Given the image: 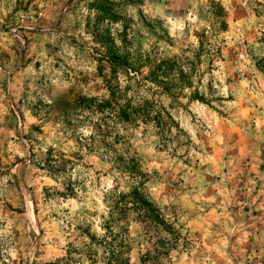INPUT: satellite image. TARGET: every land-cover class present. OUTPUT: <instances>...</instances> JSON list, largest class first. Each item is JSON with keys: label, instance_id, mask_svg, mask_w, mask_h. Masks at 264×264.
Segmentation results:
<instances>
[{"label": "rangeland", "instance_id": "1", "mask_svg": "<svg viewBox=\"0 0 264 264\" xmlns=\"http://www.w3.org/2000/svg\"><path fill=\"white\" fill-rule=\"evenodd\" d=\"M145 100L163 130L114 115ZM109 228L126 264H264V0H0V264H106Z\"/></svg>", "mask_w": 264, "mask_h": 264}, {"label": "trees", "instance_id": "2", "mask_svg": "<svg viewBox=\"0 0 264 264\" xmlns=\"http://www.w3.org/2000/svg\"><path fill=\"white\" fill-rule=\"evenodd\" d=\"M215 6V5H214ZM220 13V15H218ZM224 11L222 9L218 10V13L213 12V16L215 18H222ZM218 25H223L222 21L217 22ZM201 45V42H200ZM137 68L132 69L133 73H139L141 77V81L148 82L151 86H153L156 92L161 93L163 96L170 95L171 85L174 82L183 83L186 87L190 86V83L185 81L187 79L184 78L183 72L179 67L175 68V62L169 59H161V60H153L148 61H137ZM147 68V73L143 77L141 76L139 68ZM127 68V66L125 67ZM174 77V78H173ZM174 79H176L174 81ZM184 86L179 85V92L183 89ZM185 87V88H186ZM178 95L180 93H177ZM189 100H197L202 102V98L198 96V93L194 90L188 96ZM139 107V106H138ZM142 109L138 110H124V109H117L113 110L114 115L119 118L120 120H129L131 116H137L140 118V121L143 123L147 120V122H152L158 129H162L164 126L163 119L160 118L159 113L157 112L154 116L149 117V113L146 111V100L142 102L141 105ZM141 112V113H140ZM144 118V119H143ZM163 130V129H162ZM122 210L119 209L121 214L122 211L127 209L129 206L131 209H136L139 211L141 216L145 217L146 219L151 220L155 218L151 210H149L148 205L146 202L138 196L135 190L130 191L128 194L123 195L122 200ZM152 221V220H151ZM107 236L104 240V249L106 253V264H126V260L122 257L123 250L125 249V245H123L122 241L119 240L116 242V236L112 233L111 229H107Z\"/></svg>", "mask_w": 264, "mask_h": 264}]
</instances>
